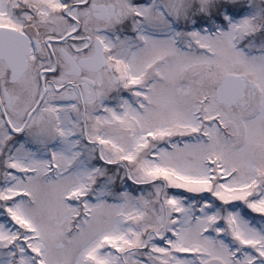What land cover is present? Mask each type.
I'll return each mask as SVG.
<instances>
[{
  "label": "snow or ice",
  "instance_id": "snow-or-ice-1",
  "mask_svg": "<svg viewBox=\"0 0 264 264\" xmlns=\"http://www.w3.org/2000/svg\"><path fill=\"white\" fill-rule=\"evenodd\" d=\"M0 264H264V0H0Z\"/></svg>",
  "mask_w": 264,
  "mask_h": 264
}]
</instances>
